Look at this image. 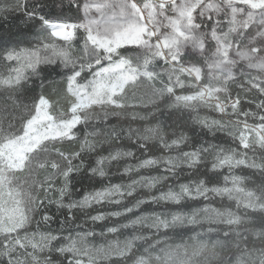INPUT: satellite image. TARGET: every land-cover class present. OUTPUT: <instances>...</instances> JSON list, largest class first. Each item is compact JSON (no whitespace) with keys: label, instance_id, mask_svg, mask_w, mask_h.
Segmentation results:
<instances>
[{"label":"clouds","instance_id":"clouds-1","mask_svg":"<svg viewBox=\"0 0 264 264\" xmlns=\"http://www.w3.org/2000/svg\"><path fill=\"white\" fill-rule=\"evenodd\" d=\"M0 264H264V0H0Z\"/></svg>","mask_w":264,"mask_h":264}]
</instances>
